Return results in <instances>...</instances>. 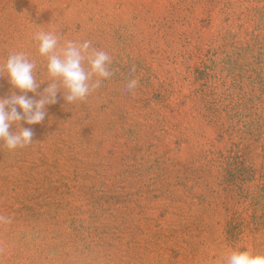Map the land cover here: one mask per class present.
<instances>
[{"label":"rangeland","instance_id":"rangeland-1","mask_svg":"<svg viewBox=\"0 0 264 264\" xmlns=\"http://www.w3.org/2000/svg\"><path fill=\"white\" fill-rule=\"evenodd\" d=\"M40 31L91 41L113 75L0 150V264L264 253V0H0V60L35 57Z\"/></svg>","mask_w":264,"mask_h":264},{"label":"clouds","instance_id":"clouds-1","mask_svg":"<svg viewBox=\"0 0 264 264\" xmlns=\"http://www.w3.org/2000/svg\"><path fill=\"white\" fill-rule=\"evenodd\" d=\"M36 56L24 51H11L0 60V77H6L12 89L6 98H0V150L10 154L33 145L31 127L41 124L47 116V107L61 94L67 105L83 102L113 75L112 57L95 48L91 41L65 40L57 31H40L35 37ZM43 60V79L38 81V63ZM47 84L39 98L35 94ZM138 81L131 79L126 88L136 89ZM15 126V130L10 129ZM2 219V218H0ZM223 264H264V253L233 249Z\"/></svg>","mask_w":264,"mask_h":264}]
</instances>
